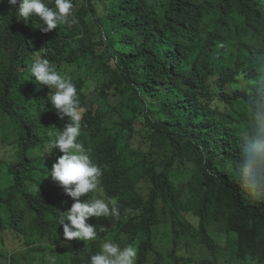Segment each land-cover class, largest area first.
<instances>
[{"label": "trees", "instance_id": "16d2710c", "mask_svg": "<svg viewBox=\"0 0 264 264\" xmlns=\"http://www.w3.org/2000/svg\"><path fill=\"white\" fill-rule=\"evenodd\" d=\"M71 2L69 24L45 34L38 17L18 20V5L0 0V116L12 124L19 154L14 164L0 162L11 180L0 191V235L10 226L26 245L48 238L54 246L73 201L50 177L56 159L34 154H59L48 148L61 131L42 98L50 90L30 71L35 59H47L77 88L86 107L77 142L101 169L102 198H116L119 207L116 217L87 221L96 238L73 240L66 264H90L106 239L135 246L136 264L151 257L154 264L167 257L168 264H217L209 230L218 224L235 235L239 259L264 264V168L245 169L264 133L257 122L264 112V0ZM90 78L93 96L85 92ZM163 218L172 224L167 256L154 243ZM183 237L205 245L214 260L179 255Z\"/></svg>", "mask_w": 264, "mask_h": 264}, {"label": "clouds", "instance_id": "9594fccd", "mask_svg": "<svg viewBox=\"0 0 264 264\" xmlns=\"http://www.w3.org/2000/svg\"><path fill=\"white\" fill-rule=\"evenodd\" d=\"M8 2L12 6L18 5V20L28 23L30 17H38L41 23L36 28L45 34L57 29L62 23L69 24L68 19L73 10L71 0H54V8L48 7L43 0ZM56 69L50 66L47 59H35L30 68L37 84L47 86L50 90L42 98L48 101L47 109L54 111L61 127V131L48 145L49 150H59L56 161L52 164L50 177L73 200L60 224L63 226L64 240L90 241L96 238L97 233L95 227L87 221L92 217L118 216V201L113 197L88 198L84 202L81 201V197L98 189L102 172L93 162L90 151L77 142L86 107H79L76 86ZM257 122L258 127L264 131V112H258ZM248 151L245 169L248 172L257 170L259 174V169L264 168V137L257 138ZM136 258L137 249L132 244L121 248L111 239H106L100 251L90 257V264H136ZM45 261L46 264H56V257L48 255Z\"/></svg>", "mask_w": 264, "mask_h": 264}, {"label": "rangeland", "instance_id": "374dc122", "mask_svg": "<svg viewBox=\"0 0 264 264\" xmlns=\"http://www.w3.org/2000/svg\"><path fill=\"white\" fill-rule=\"evenodd\" d=\"M248 38V37H247ZM54 63L52 66H55ZM97 80V78H95ZM259 82H264V75L260 78ZM94 83L91 81V78L88 80L85 92L87 95H94ZM262 86V85H261ZM48 97V95H46ZM43 111H46V108L42 107ZM0 162L14 164L19 160V154L15 148V132L12 128V124L9 120L0 116ZM264 137V133H263ZM249 137L247 139H250ZM255 139V138H252ZM256 140V139H255ZM38 160L42 162L54 161L57 158L55 156H46L41 149H37L34 152ZM126 163L128 161L126 160ZM11 180L9 179L8 170L5 167L0 166V191L8 192L11 186ZM180 182V180H179ZM90 198H102L101 190L98 189L94 192L89 193ZM9 215L6 216V218ZM191 219V218H190ZM189 219V220H190ZM195 224H198L196 220L191 219ZM171 222L166 218L162 219L160 226L155 228V249L158 252H162L167 256V251L172 248V245L169 243L170 238L168 237V232L171 227ZM32 218L30 215L26 216L24 223V228L31 233ZM211 235L219 247L217 253V264H254L249 260H241L236 256V241L234 234H228L226 229L221 224H218L216 230L214 226L211 227ZM56 235V234H55ZM56 245H52L48 238L42 242H37V239H29V242L33 241L35 245L29 246L26 245V241L19 239L18 235L13 231L9 226L8 229L0 235V264H46L45 257L48 255H54L56 257V264H66L67 260L71 259L72 253L71 249L72 241H65L63 233L59 232L58 236H55ZM87 242V241H86ZM50 245V248L44 252H35L34 248L42 245ZM83 246L77 247L78 249ZM179 255L191 258L196 262H212L214 256L210 253L209 249L196 241H191L189 238H181L179 245ZM7 257V258H6ZM164 263H170V259L167 257ZM148 264H154V258L151 257Z\"/></svg>", "mask_w": 264, "mask_h": 264}]
</instances>
